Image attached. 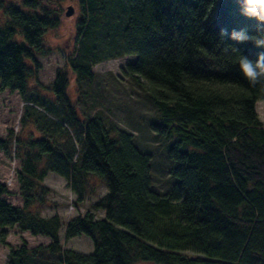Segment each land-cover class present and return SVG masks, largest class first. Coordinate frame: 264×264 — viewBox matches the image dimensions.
<instances>
[{"label": "trees", "instance_id": "obj_1", "mask_svg": "<svg viewBox=\"0 0 264 264\" xmlns=\"http://www.w3.org/2000/svg\"><path fill=\"white\" fill-rule=\"evenodd\" d=\"M21 1L0 0V89L28 103L20 123L34 132L27 140L11 131L0 138V151L20 161L22 201L7 202L0 183V228L16 226L50 242L13 248L1 231L7 264H264V117L255 109L264 89L251 86L238 71V55L223 50L232 45L255 62L264 49L219 35H256L257 21L240 14L237 0H78L68 71L78 94L88 96L96 63L135 57L124 72L145 89L156 111L151 130L168 142L171 184L160 192L152 186L150 154L132 133L107 125L97 102L92 115L79 116L67 71L56 70L52 98L27 96L33 55L44 53L42 38L57 17L41 0ZM48 172L66 181L76 204L88 195L90 178L106 192L62 224L57 214H41ZM98 210L103 217L96 218ZM61 227L65 239L88 237L92 252L62 248Z\"/></svg>", "mask_w": 264, "mask_h": 264}, {"label": "rangeland", "instance_id": "obj_2", "mask_svg": "<svg viewBox=\"0 0 264 264\" xmlns=\"http://www.w3.org/2000/svg\"><path fill=\"white\" fill-rule=\"evenodd\" d=\"M3 1L14 3L17 6L22 3L21 0ZM41 2L54 11L57 24L49 29L42 38L44 53L33 55L36 65L33 64L31 67L34 74L30 76L28 83L32 90L27 96L37 98L41 94L52 98L53 94L49 87L53 84L56 70L67 71L69 73L67 93L75 103L79 116L84 118V116L92 115L95 111L91 105L97 102L99 105L97 110L107 117V125L113 123L118 128L132 133L136 145L150 154V175L153 189L160 192L166 191L171 184L168 175L169 163L166 158L168 142L151 130L150 123L155 121L156 111L147 100L145 89L124 72L125 65L133 62L135 57L124 56L96 63L92 67L94 74L92 91L89 90L88 96H80L74 82V75L68 71L67 65V57L76 48L75 26L79 18L78 0H41ZM68 8H72V13L66 15ZM27 104L18 92L0 89V138L7 136L10 131L21 140L33 137L34 127L31 124L22 125L20 123L21 115ZM255 109L259 118L263 119L264 101H258L255 104ZM19 163L17 157L7 156L0 151V183H3L8 189V193L3 198L16 206L22 205L15 179V171L19 167ZM43 183L49 192L45 197L48 204L42 207L41 214L44 216L57 214L61 217L62 224L70 218L84 213L98 197L106 192V188L100 180L95 177L90 178L88 195L76 204L75 194L62 177L48 172ZM103 215L104 212L101 210L95 212L96 218H101ZM1 231L6 234V243L13 248L23 244L27 248H33L38 245H47L50 242L48 237L31 235L27 231L19 230L16 226L0 228ZM58 238L62 248L81 253L92 252L91 240L84 235L65 239L64 227H61ZM7 261L8 248L0 243V264H7ZM136 264L155 263L138 262Z\"/></svg>", "mask_w": 264, "mask_h": 264}, {"label": "clouds", "instance_id": "obj_3", "mask_svg": "<svg viewBox=\"0 0 264 264\" xmlns=\"http://www.w3.org/2000/svg\"><path fill=\"white\" fill-rule=\"evenodd\" d=\"M237 3L242 16L257 21V34L250 35L244 29L232 30L231 33L221 30V40L227 35L236 44L252 42L255 47L264 49V0H237ZM223 50L238 55V71L251 86L264 89V51L258 53L256 61L253 62L232 45H225Z\"/></svg>", "mask_w": 264, "mask_h": 264}, {"label": "water", "instance_id": "obj_4", "mask_svg": "<svg viewBox=\"0 0 264 264\" xmlns=\"http://www.w3.org/2000/svg\"><path fill=\"white\" fill-rule=\"evenodd\" d=\"M72 13V8H68V11H67V13H66V15L68 14H71Z\"/></svg>", "mask_w": 264, "mask_h": 264}]
</instances>
